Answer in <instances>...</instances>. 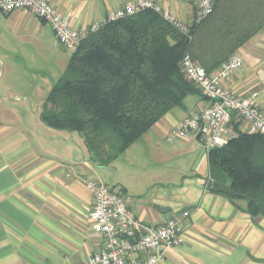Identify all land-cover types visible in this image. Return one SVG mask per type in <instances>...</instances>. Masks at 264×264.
I'll return each mask as SVG.
<instances>
[{
	"label": "crops",
	"instance_id": "1",
	"mask_svg": "<svg viewBox=\"0 0 264 264\" xmlns=\"http://www.w3.org/2000/svg\"><path fill=\"white\" fill-rule=\"evenodd\" d=\"M47 1L69 18L74 28L83 29L137 0ZM153 1L175 19L191 25L196 12L192 0ZM57 45L51 29L30 11L0 10V64L4 69L0 79L4 77L5 58L18 60L26 50H46L51 55L50 70L36 73L48 94L71 54ZM234 53L243 62L223 86L241 97L256 92V102L264 110V25ZM1 90L0 264L84 259L99 249L100 239L91 229L92 195L83 178H97L100 168L88 160L77 134L68 132L63 137L64 150L47 145L46 126L39 117L47 95L37 102L27 96L13 100ZM188 96L183 108L168 111L120 154L130 152L141 141L135 159L142 155L146 162L139 166L140 162L130 159L135 170L111 185L122 189L134 215L145 224L157 225L188 212L184 242L169 249L160 264H264V218L247 213L245 201L233 203L208 189L212 175L208 151L202 146L193 140H166L178 121L207 105L202 95L186 100ZM93 234L97 236L95 248L90 243Z\"/></svg>",
	"mask_w": 264,
	"mask_h": 264
},
{
	"label": "trees",
	"instance_id": "2",
	"mask_svg": "<svg viewBox=\"0 0 264 264\" xmlns=\"http://www.w3.org/2000/svg\"><path fill=\"white\" fill-rule=\"evenodd\" d=\"M212 1L211 13L191 23L188 34L151 9L101 25L71 51L40 120L76 133L88 160L108 167L186 96L201 95L182 73L185 55L212 72L264 25V0ZM232 126L236 136L208 150L207 187L264 218V136Z\"/></svg>",
	"mask_w": 264,
	"mask_h": 264
},
{
	"label": "built area",
	"instance_id": "3",
	"mask_svg": "<svg viewBox=\"0 0 264 264\" xmlns=\"http://www.w3.org/2000/svg\"><path fill=\"white\" fill-rule=\"evenodd\" d=\"M196 9L191 23H199L213 9L212 0H192ZM159 13L173 27L188 34L189 25L175 19L153 0H137L110 11L102 22L83 29L74 28L69 18L60 15L47 0H0V10H28L53 32L57 43L65 50H74L82 39L101 25L141 10ZM242 58L230 55L212 72L185 55L181 70L206 99L207 105L178 121L166 136L168 142L193 140L208 151L225 146L236 136L232 121L241 132L264 136V110L256 102L257 93L241 97L223 86L224 81L242 65ZM92 195L89 211L92 231L99 236L100 247L79 261L64 260L56 264H160L167 251L184 242L186 217H171L157 225L145 224L136 218L119 186L109 185L99 178H85Z\"/></svg>",
	"mask_w": 264,
	"mask_h": 264
},
{
	"label": "rangeland",
	"instance_id": "4",
	"mask_svg": "<svg viewBox=\"0 0 264 264\" xmlns=\"http://www.w3.org/2000/svg\"><path fill=\"white\" fill-rule=\"evenodd\" d=\"M59 46L60 45H57V47ZM61 49L63 51H66L67 53L71 52L70 50H65L62 47ZM30 57L34 59H31ZM7 58H5L6 67L3 75L5 78L3 77V80L0 79V84L1 86H3V88L0 89H2L1 91H5L9 94L8 96L9 99L16 100L17 96L20 97L27 96L33 102H37L40 101L41 98L44 97V95H47V92L43 90L45 89L46 84L44 81H42V78H40L36 72H38V70L39 71L45 69L50 70L49 67H50L51 55L48 51L40 50V52H38L34 50L33 51L26 50L20 53L19 58L18 57L16 58L18 60L12 58L7 59ZM3 70L4 69L1 63L0 74L2 73ZM23 74L24 75L26 74L27 76L25 77ZM49 77L50 76H47L46 78L48 79ZM196 96L197 95H189L186 100L192 99ZM184 102L186 103L187 101H185L184 99V101L182 102V106L180 107L178 106V108H183ZM19 104L20 106H22L23 103H19ZM46 106L48 108L57 109L59 107V104L51 105L48 103ZM45 126L46 125L44 124L43 127L45 128ZM44 134L47 135V136L45 135L47 139L46 143L47 145H49L51 149H55L58 151L66 149V144H64V142L61 143V141L63 137L64 136L66 137V135L68 134L67 131L57 130L53 128L50 129V127L46 126V132ZM140 144H142L141 141H139L136 147L132 148L130 152L127 151L128 153H126L125 155H120L116 160L112 161L109 167L97 169V176H98L97 178H99L100 180H102L103 182L109 185L116 182L117 179H121V178L127 179L129 172L131 170H135L130 166V159L133 160L134 162H140L138 164L139 166L141 165L143 166L146 162L145 157L139 154H138L139 156L137 157L141 159L140 160L135 159V155L137 154V150H138L137 148L142 147ZM138 145L140 146L137 147ZM148 168H152V165L148 164ZM83 182L85 184V178H83ZM95 236L96 235L93 234V237L90 241L91 246L93 245L94 248L96 247V241H97V236L96 237ZM91 251H95V249H91Z\"/></svg>",
	"mask_w": 264,
	"mask_h": 264
}]
</instances>
